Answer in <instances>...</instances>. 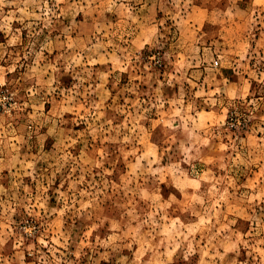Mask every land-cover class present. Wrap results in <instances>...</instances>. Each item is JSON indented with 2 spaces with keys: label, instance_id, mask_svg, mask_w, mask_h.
<instances>
[{
  "label": "rangeland",
  "instance_id": "rangeland-1",
  "mask_svg": "<svg viewBox=\"0 0 264 264\" xmlns=\"http://www.w3.org/2000/svg\"><path fill=\"white\" fill-rule=\"evenodd\" d=\"M0 264H264V0H0Z\"/></svg>",
  "mask_w": 264,
  "mask_h": 264
}]
</instances>
